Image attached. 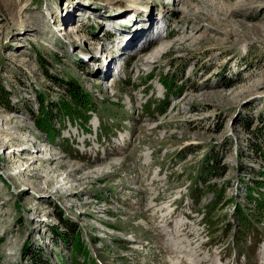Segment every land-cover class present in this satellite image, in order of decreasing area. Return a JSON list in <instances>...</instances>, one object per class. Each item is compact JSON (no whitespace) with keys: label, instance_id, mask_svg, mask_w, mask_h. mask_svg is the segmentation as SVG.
I'll use <instances>...</instances> for the list:
<instances>
[{"label":"rangeland","instance_id":"obj_1","mask_svg":"<svg viewBox=\"0 0 264 264\" xmlns=\"http://www.w3.org/2000/svg\"><path fill=\"white\" fill-rule=\"evenodd\" d=\"M69 79L93 104L50 136L36 95ZM0 87V264H264L236 210L264 183V0H0Z\"/></svg>","mask_w":264,"mask_h":264},{"label":"trees","instance_id":"obj_2","mask_svg":"<svg viewBox=\"0 0 264 264\" xmlns=\"http://www.w3.org/2000/svg\"><path fill=\"white\" fill-rule=\"evenodd\" d=\"M57 85L60 89H63V91L65 92V97H63V99L57 100L56 102L54 101L51 102L45 99V96L43 95V93H39L38 95H36V97L38 96L40 97V101H38V105H39L38 114L41 112L39 116L37 117V120H39L41 124H38L37 127L43 133H48L50 136L53 134L52 133L53 130L51 129V127L55 125V120H56L55 115L61 113L63 118L66 119L67 117L71 115L72 111L75 112V110H77L75 108L83 107L85 105L92 106L93 104V102L89 99L88 93L85 91L84 88L81 87V85L77 81L69 79L66 81H60V83ZM98 102L100 104L102 103V101H98ZM149 104L151 103L149 102ZM0 105H2L4 108L9 107V94L5 92L1 87H0ZM100 108H102L103 110H109L108 103L107 102L102 103V106H100ZM92 113H94L93 110H92ZM96 116L99 122H101L102 119L98 115ZM120 129H121V126L119 124L118 126H110V128L108 129L102 128V132L105 133L104 135H106V138H109ZM262 160L264 162V151L262 152ZM212 168H213V165L209 167V165L207 164V166L203 167L204 169L203 171L205 173H211ZM258 173H259V176L260 174L261 176H264V173H260V172ZM199 178L202 179L204 182H206L205 178L202 177V174H200ZM195 186L197 185L195 184ZM262 187H264V183L259 182V180H253L251 184L248 187H246V190H245V192L247 193L246 200L248 201V203L254 204L255 211H253L250 214V216H248L247 218L244 216V214L240 211L239 208L236 209L237 215L239 218V229L238 230L241 232L240 235L244 236V235L252 234L251 228H253V225L258 226V224L263 223L262 227H264V194L261 192ZM196 191L197 190L194 188L191 191L192 196L194 198L197 197V196H194V193ZM258 216H260V219L258 218ZM58 219L61 221L63 220L62 213L58 215ZM64 224L65 226H67V224L64 223L63 221V225ZM70 226H71L70 232L75 231V227H76L75 224L70 222ZM65 228L67 229V227ZM54 232L57 233L56 235H58L59 238H61L63 241H65V239L67 241L69 237L67 233H62V232H57V231H54ZM259 241H257L256 243H258ZM82 247H83V243L80 242L79 232L77 231L74 237V242H73V252H75L77 255H81ZM238 253H241V252L238 251ZM241 254L247 259L246 252H243ZM98 259L99 261L104 260L101 255L98 256ZM247 260H250V259L248 258ZM33 261L35 262V264H40L41 262L40 255L38 254V256H36V258H34ZM74 264H81V263L75 262ZM90 264H98V263L95 261H92V263Z\"/></svg>","mask_w":264,"mask_h":264},{"label":"bare ground","instance_id":"obj_3","mask_svg":"<svg viewBox=\"0 0 264 264\" xmlns=\"http://www.w3.org/2000/svg\"><path fill=\"white\" fill-rule=\"evenodd\" d=\"M151 24V23H150ZM163 50V48H160L159 49V51L161 52ZM163 52V51H162ZM130 58V57H129ZM131 58H139L140 60L142 59V57H141V55L139 54V53H135V54H133L132 56H131ZM107 71H109V68L107 69ZM12 118H15V116L14 117H12ZM12 118H8L7 120H6V122H4L3 124H10V125H12V126H15V125H17L18 124V122H17V120L15 121V120H13ZM0 133H3L4 135H6L7 136V141H3L2 143H1V146H7V145H14V144H16L15 142L16 141H19V139H18V135L16 136V135H14V133L12 132V133H10V132H7L6 130H4V129H0ZM22 143H25L24 141H25V139H22ZM25 149L24 150H26V151H28V149H29V147H24ZM44 151V150H43ZM43 151H41L40 149H38L37 150V152H36V157L37 158H35V161H33V162H40L41 163V165L42 164H44V163H46V157H47V155H45V154H43ZM47 152H48V150H46ZM35 152V151H34ZM33 152V153H34ZM54 160H56V159H54ZM40 167V166H39ZM42 167V166H41ZM73 170V169H72ZM75 170H78V169H75ZM62 189V188H61Z\"/></svg>","mask_w":264,"mask_h":264}]
</instances>
